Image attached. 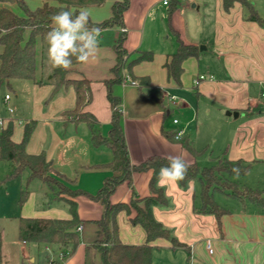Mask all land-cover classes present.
<instances>
[{"label": "crops", "instance_id": "1", "mask_svg": "<svg viewBox=\"0 0 264 264\" xmlns=\"http://www.w3.org/2000/svg\"><path fill=\"white\" fill-rule=\"evenodd\" d=\"M24 1L31 10L44 4V0ZM121 1L106 0L101 6L86 7L90 20L102 23L111 19L113 6ZM164 1L130 0L123 14V26L115 25L101 31L97 58L70 68L68 78L90 82L91 101L83 111L97 119L102 135L109 136L113 117L109 99L111 91L121 103L120 123L131 164L139 165L150 157L166 158L169 155H183L186 161L193 163L196 162L194 154L163 134V130H183L194 143L188 123L178 117L182 110L188 108L184 100H187L186 92L190 90L197 98L196 110L200 105L205 112V132L214 137L209 144L218 150L215 162L224 158L251 164L247 175L231 179L240 189L259 191L264 197V23L247 20L244 8L238 2L226 10L223 0H169L168 5ZM51 3L55 5V2ZM252 3L264 21V0L260 4ZM4 8L24 15L16 3H0V11ZM159 19L165 25L163 38L166 46L155 53L148 49L151 46L148 37L152 38ZM121 28L126 29L122 48L132 54V60L143 52L154 54L153 60L140 61L129 71H124L125 75H133L139 81L146 79L150 82L142 88L129 79L112 85L110 89L106 85V81L113 77L116 46L123 34ZM29 36L30 30H27L25 39ZM181 43L197 47L198 53L184 62L182 83L178 85L169 78L166 64ZM45 48L41 36H38L35 79L26 80L32 85V96L27 99L32 102L31 108L19 110L12 105V95L5 93L0 96V120L5 124L13 120V141L16 143L22 141L25 125L34 123L26 146L27 153H44L51 162L54 176L72 189L86 193L75 199L80 219L76 229L79 244L63 259V252L57 247L20 239V218L71 219L72 213L65 200L48 202L47 188L41 180L30 183L27 201L20 206L21 191L27 186L28 175L24 188L20 185L17 192H9L8 185L18 177L0 185V264H102V253L94 244L105 237L100 224L105 206L88 194L98 193L107 179L112 178L109 163L113 160V153L106 145L94 147L87 122L66 119L65 112L77 105L76 91L73 86L56 88L49 83L54 68H45ZM3 50L0 45V54ZM202 63L213 68L200 73ZM201 75L206 79L195 84ZM168 94L176 98L171 100ZM7 95H10L8 102L5 99ZM9 107L13 113L8 111ZM3 110L6 112L4 115L1 114ZM170 116L173 118L168 122ZM176 118L178 124L174 123ZM6 164L0 163V171ZM152 174V171L134 172L131 181L117 185L110 202L130 203L134 191L141 199L151 196ZM36 181L38 186L31 189ZM157 187L163 190L166 203L152 205V214L180 245L173 246L166 238L153 240L150 243L153 248L151 264H264V207L217 191L214 200L227 211L217 218L201 211L200 180L186 185L180 182L161 185L158 182ZM216 195H224L231 202L219 203ZM135 216L136 211L133 210L131 214L120 211L116 216L119 239L125 245L147 243L145 229L131 222ZM208 242L212 244L213 253L207 249Z\"/></svg>", "mask_w": 264, "mask_h": 264}, {"label": "trees", "instance_id": "2", "mask_svg": "<svg viewBox=\"0 0 264 264\" xmlns=\"http://www.w3.org/2000/svg\"><path fill=\"white\" fill-rule=\"evenodd\" d=\"M106 0H44L43 6L36 10H31L24 0H0V3H16L23 10L24 15H19L9 9L0 11V45L4 50L0 54V90L3 87L12 89L14 81L34 80L36 73V38L41 36L44 46H48L45 36L51 30V17L62 8L71 9L78 13L80 9L88 6H101ZM51 2L57 3V5ZM241 3L244 8L245 18L249 21L258 22L263 25L264 21L258 14L253 3L250 0H223L226 10H230L234 4ZM130 0H123L113 6V17L102 23H93L89 19V26H95L103 31L108 27L115 25L123 26V14L128 9ZM30 30V36L25 39V33ZM126 32L119 38L116 46V64L112 69L113 77L106 81L107 87L117 83H123L127 79L133 83H138L139 88L147 86L150 82L146 79L139 81L133 75H125L131 67L140 61L153 60V52H143L136 59L131 60L127 66L122 63L123 56L132 55L122 48V42L125 39ZM198 48L181 43L178 51L171 56L166 64L169 78L178 85H181V78L184 72V62L189 58L196 56ZM80 62L73 57V66ZM70 69L65 71L54 68L50 84L56 88L73 86L77 95V105L73 110L65 112V115L73 113L77 115L75 121H85L89 124L92 131L91 141L94 147L99 148L106 145L113 153V160L109 167L113 171L112 178L96 194H88V197L95 201H100L105 206V213L100 221L103 227L104 239L95 242L94 246L102 253V264H151L152 246L150 243L157 238L170 239L173 246L180 245L174 238H171L169 230L165 229L161 223L155 220L151 207L154 204L166 203L163 190L157 187L159 170L166 166L168 161L165 157L153 156L139 165H133L129 159V151L124 132L121 127L120 119L122 108L120 100L113 96L109 91V99L113 111L112 123L109 136H104L98 129L97 119L89 112L83 109L90 103V82L87 79L68 78ZM79 111H82L79 112ZM81 113V114H80ZM35 124L25 125L24 136L20 143L13 141L14 122L8 120L0 131V163H9L12 171L4 179H0V185L6 181L20 177L25 171H28L27 186L21 191L20 206L24 205L29 196L28 186L34 180H41L46 186V198L49 203H55L65 200L71 207V219H47V218H20L19 236L27 243L38 245H48L57 247L62 253V258H67L69 254L78 246L79 238L77 227L80 219L77 211L76 197L86 194L81 190L72 189L58 177L51 175V162L47 160L44 153L38 155L28 154L26 151L27 143L33 133ZM163 134L173 141H178L182 146L196 155L197 151L194 143L188 136H182L181 139L175 138V132L163 130ZM187 175L181 185H186L193 180H200L202 184L201 200L204 213H210L220 218L226 214V210L221 208L214 200V193L217 191L229 194L240 199H248L261 207H264V197L261 192L244 189L249 197H244L238 192H229L216 188L217 176L223 175L227 178H238L247 175L251 170V164L244 162H232L227 159H218L210 167L200 168L196 162L190 163ZM236 171H233V170ZM152 171L150 187L152 195L146 198H139L134 191L130 203L112 204L109 200L111 194L117 185L124 181H131L134 172ZM157 194V196H153ZM140 203H144L141 206ZM136 211V216L131 219L134 225H141L147 233V243L145 245L134 246L123 244L118 235L119 227L116 216L120 211ZM70 250V251H69ZM53 264H58L53 262Z\"/></svg>", "mask_w": 264, "mask_h": 264}, {"label": "rangeland", "instance_id": "3", "mask_svg": "<svg viewBox=\"0 0 264 264\" xmlns=\"http://www.w3.org/2000/svg\"><path fill=\"white\" fill-rule=\"evenodd\" d=\"M213 1V0H212ZM254 3L260 4L261 0H251ZM55 5H57V3H55ZM21 9V8H20ZM22 10V9H21ZM22 14H24V12H22ZM165 33V25L164 22L162 20H158L157 21V25H155L154 27V34L152 36V38L148 37V41H149V45H151L148 49L149 50H153L155 53L160 52L164 49V46H166V42L164 41L163 35ZM47 49L48 46H46L45 48V68H50L51 69V65L48 62V58H47ZM207 58H210V56H207ZM132 60V56L131 55H125L123 56V60L122 63L125 64V67L127 66V64ZM213 67L210 64H201L200 67V73H206L207 71L211 70ZM18 82V83H17ZM14 87L13 89H9L6 86L2 88L1 90V94L5 95V93H10L12 95V105L16 106V108H18L19 110H24V111H28V108H31V100H27L28 98H31L32 96V89H31V83L29 81H14L13 82ZM16 84V85H15ZM21 92V93H20ZM16 95L19 96L18 100L16 99ZM178 99V97H177ZM184 100L187 102L188 104V108L184 109L181 111V113L178 115L179 119L182 122H185L186 124L188 123L187 127H188V131L189 133H191L192 138L194 140V144L197 150V154L195 155V160L196 163L198 164V166L200 168H204V167H210L213 164V161L215 162V159L218 155V150L213 147L210 143V139H213L214 137L210 136V134H208L207 132H205V121L204 119H206V115L205 112L203 111V109L201 108V106L199 105L198 110H196V95L192 94L190 90H187L186 92V96H185ZM24 101V102H23ZM168 101V100H167ZM167 101H165V104L167 103ZM176 102L179 100H175ZM175 102V103H176ZM82 113V111H79ZM80 113V114H81ZM2 115L6 114V112L3 110ZM66 119L68 121H75L77 115L70 113L68 115H65ZM173 116H170V118L168 119V122L172 121ZM192 121V123H190ZM77 122V121H75ZM179 131V130H178ZM177 132V131H176ZM184 136V133H183ZM211 145V148H208V146ZM214 150V153L211 154V150ZM11 166L9 163L5 165V168H3L0 171V178H4L6 174L10 173L11 171ZM51 173V172H50ZM28 171H25L20 178H18L17 180H14L12 182H10L9 185V192H17V190L19 189V186L22 185L24 188V182L25 179L28 175ZM51 175H53L51 173ZM216 184H214L213 186L216 188H220L223 190H229V192H238L240 195L244 196V197H249V194L244 192V189H240V187L231 179V178H227L223 175H219L217 176L216 179ZM34 185H31V189L32 188H36L39 184L38 181L33 183ZM153 196H157V194H154ZM219 203H223L226 204V202H231V199L224 196V195H216ZM141 206H144V203H140ZM134 211V210H133Z\"/></svg>", "mask_w": 264, "mask_h": 264}, {"label": "clouds", "instance_id": "4", "mask_svg": "<svg viewBox=\"0 0 264 264\" xmlns=\"http://www.w3.org/2000/svg\"><path fill=\"white\" fill-rule=\"evenodd\" d=\"M90 13L82 8L78 13L62 8L51 17L52 27L46 33L48 44L47 58L53 68L69 70L76 61L87 64L97 58L100 45L101 29L89 26ZM183 133H179V140ZM168 163L159 170L158 182L161 185L183 181L191 167L183 155H169ZM233 171H236L235 169Z\"/></svg>", "mask_w": 264, "mask_h": 264}, {"label": "built area", "instance_id": "5", "mask_svg": "<svg viewBox=\"0 0 264 264\" xmlns=\"http://www.w3.org/2000/svg\"><path fill=\"white\" fill-rule=\"evenodd\" d=\"M178 1H180V2H185L186 0H178ZM170 3V1L169 0H165L164 1V4L165 5H168ZM121 31L122 32H126V29L125 28H121ZM213 77H211L210 79H212ZM206 79V76H204V75H201V76H199L198 78H197V80L195 81V84H199V82L200 81H203V80H205ZM168 97L171 99V100H174L176 97L175 96H170L169 94H168ZM5 99H6V102H8L9 101V99H10V95H7L6 97H5ZM8 111L10 112V113H13L14 112V110L11 108V107H9L8 108ZM174 123L175 124H178L179 123V120L176 118V119H174ZM5 125V121L4 120H0V127H3ZM183 133V130H179V131H177L176 132V135H175V138H176V136L179 134V133ZM207 249L209 250V252L210 253H213V248H212V244L210 243V242H208L207 243Z\"/></svg>", "mask_w": 264, "mask_h": 264}, {"label": "water", "instance_id": "6", "mask_svg": "<svg viewBox=\"0 0 264 264\" xmlns=\"http://www.w3.org/2000/svg\"><path fill=\"white\" fill-rule=\"evenodd\" d=\"M202 50V47L200 48ZM235 116L237 115V113L234 114Z\"/></svg>", "mask_w": 264, "mask_h": 264}]
</instances>
